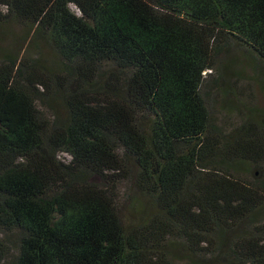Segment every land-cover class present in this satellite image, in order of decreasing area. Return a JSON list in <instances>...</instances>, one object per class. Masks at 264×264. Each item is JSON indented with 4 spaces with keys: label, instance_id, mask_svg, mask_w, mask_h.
Listing matches in <instances>:
<instances>
[{
    "label": "trees",
    "instance_id": "trees-1",
    "mask_svg": "<svg viewBox=\"0 0 264 264\" xmlns=\"http://www.w3.org/2000/svg\"><path fill=\"white\" fill-rule=\"evenodd\" d=\"M0 6L38 52L0 61V264H264V110L203 93L264 85V0Z\"/></svg>",
    "mask_w": 264,
    "mask_h": 264
},
{
    "label": "rangeland",
    "instance_id": "rangeland-1",
    "mask_svg": "<svg viewBox=\"0 0 264 264\" xmlns=\"http://www.w3.org/2000/svg\"><path fill=\"white\" fill-rule=\"evenodd\" d=\"M3 11H6L5 6H0ZM71 8L74 11H78L75 5H71ZM2 36L0 39V61L10 53L17 54L20 52V56L26 54L28 57H36L38 56V52L31 48L27 51L29 39L25 41L28 30L25 27H22L18 24L11 23L1 28ZM31 37V35H30ZM44 61L47 64H53L57 62V57L52 53L51 50L47 48L44 49ZM243 74L240 77H233L230 74L231 81L237 82L238 86L235 92L239 94L237 96L242 103L239 105L242 113L238 112L237 109L233 110L224 105L223 98L218 95L221 92L216 91L213 88H205L203 90L204 96L207 99V103L211 112L212 121L219 125L225 133H229L240 125L245 116H246V108H250L254 105L264 110V85L259 84L256 80L253 79V71L250 66L246 63L243 65ZM43 90V88H42ZM231 98V97H229ZM226 97V99H229ZM235 99V96H232ZM238 104V103H236ZM38 105H40L38 103ZM48 111L47 108H43ZM59 157L62 160H70V155L64 152L59 153ZM257 171L258 174L260 172L264 173V168H257L255 165L250 164V170L243 172L244 175H239L241 178L246 177L247 179H253L252 173ZM132 188L129 189V183L123 182L117 189V193L121 202H124L129 194H131ZM5 231L0 229V238L5 236ZM15 253L14 251H11ZM179 264H190L186 259L177 260Z\"/></svg>",
    "mask_w": 264,
    "mask_h": 264
}]
</instances>
